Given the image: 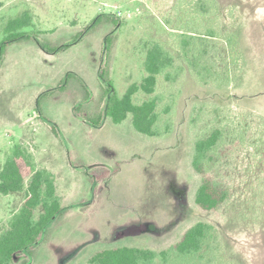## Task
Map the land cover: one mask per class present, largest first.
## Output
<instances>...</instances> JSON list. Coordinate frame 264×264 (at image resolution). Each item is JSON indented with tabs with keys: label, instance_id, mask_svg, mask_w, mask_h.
<instances>
[{
	"label": "rangeland",
	"instance_id": "1",
	"mask_svg": "<svg viewBox=\"0 0 264 264\" xmlns=\"http://www.w3.org/2000/svg\"><path fill=\"white\" fill-rule=\"evenodd\" d=\"M215 1L222 27L238 33L241 69L230 70L222 88H201L188 76L160 84L164 95L180 94L171 133L148 139L129 120L89 123L104 111V41L113 38L108 61L122 97L141 80L145 43L173 46L169 32L184 23L192 0H0V43L7 23L25 12L31 25L21 32L33 38L7 44L0 55V121L7 123L0 166L21 146L36 169L52 173L62 204L31 256L19 254L12 264H87L93 253L123 245L165 250L197 222L211 226L202 251L175 264H264V0ZM98 15L118 24L91 25ZM37 41L69 46L49 54ZM215 129L224 140L245 129L248 141L230 143L231 199L201 211L190 158L194 142ZM219 150L205 172L224 176ZM22 202L23 194L0 195V228Z\"/></svg>",
	"mask_w": 264,
	"mask_h": 264
},
{
	"label": "trees",
	"instance_id": "2",
	"mask_svg": "<svg viewBox=\"0 0 264 264\" xmlns=\"http://www.w3.org/2000/svg\"><path fill=\"white\" fill-rule=\"evenodd\" d=\"M185 12L188 16L184 23L173 29L174 32H169L173 46L156 40L145 43L141 80L130 85L122 97L115 92L108 61L114 45L113 38H105L108 59L98 72L101 98L105 100L104 111L101 117L89 120V123L96 126L104 119L118 126L129 120L136 134L148 139L162 138L171 133V116L180 93L164 95L159 92L160 84L170 85L179 80L185 82L187 76L205 89L222 88L229 84L230 70L235 73V70L241 69L242 50L238 33L222 27L215 0H192ZM106 21L118 24L115 19L98 15L91 25ZM170 24L171 20H166V27ZM30 25L31 18L26 12L10 20L4 30L6 37L0 43V55L9 43L33 40L31 35L21 32ZM37 44L49 54L69 46H49L38 41ZM229 57L232 61L227 62ZM246 136V130L242 129L239 134H232L224 140L221 131L215 129L207 137L194 142L190 166L200 178L193 195V202L199 210L213 211L233 196L231 180L236 176L231 173L236 168V161L231 156L233 149H230V143L240 141L238 143L242 145L248 141ZM216 148L220 149V168H228L224 176L205 172V166L213 160L211 153ZM22 169L27 178L23 176ZM10 194H23V202L8 224L0 228V264H12L19 254L31 256V249L62 210L54 176L47 169H36L30 155L19 145L11 149L0 166V195ZM210 230V225L197 222L165 250L123 245L93 253L87 264H175L199 255Z\"/></svg>",
	"mask_w": 264,
	"mask_h": 264
},
{
	"label": "crops",
	"instance_id": "3",
	"mask_svg": "<svg viewBox=\"0 0 264 264\" xmlns=\"http://www.w3.org/2000/svg\"><path fill=\"white\" fill-rule=\"evenodd\" d=\"M3 123L7 124L6 121H0V131H1L2 127H4ZM8 123H9V120H8ZM8 125H10V124H8Z\"/></svg>",
	"mask_w": 264,
	"mask_h": 264
}]
</instances>
